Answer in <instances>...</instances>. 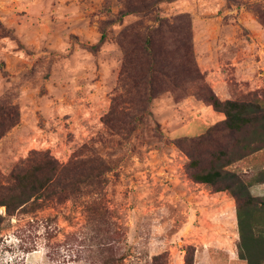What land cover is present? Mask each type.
Wrapping results in <instances>:
<instances>
[{"label":"rangeland","instance_id":"obj_1","mask_svg":"<svg viewBox=\"0 0 264 264\" xmlns=\"http://www.w3.org/2000/svg\"><path fill=\"white\" fill-rule=\"evenodd\" d=\"M125 1L140 2L0 0V103L19 112L0 138V182H10L34 152L61 165L100 158L108 168L99 188L39 198L12 215L0 206V264H153L159 254L157 264H185L187 253L193 264H247L237 254L231 196L187 173L189 153L204 160L201 132L218 112L196 84L160 93L143 112L126 108L121 94L129 79L116 38L142 17L124 16L99 43L101 24L116 19ZM159 7L171 21L187 15L174 26L190 23L204 79L195 83L221 99H264V0H171ZM171 38L178 32L164 34ZM263 163L261 151L231 167L250 175Z\"/></svg>","mask_w":264,"mask_h":264},{"label":"trees","instance_id":"obj_2","mask_svg":"<svg viewBox=\"0 0 264 264\" xmlns=\"http://www.w3.org/2000/svg\"><path fill=\"white\" fill-rule=\"evenodd\" d=\"M170 1L140 0L138 5L125 1L116 19L101 24L99 43L106 39L110 25L126 15H140L142 20L125 26L116 38L124 55L123 74L129 79L121 94L126 99V108L143 112L160 93L196 84L194 89L202 100L214 111L223 113V118L201 132L207 144L204 160H209L204 164V160L189 153L187 173L193 182L208 185L214 191H226L231 196L239 233L238 257L247 264H264V196L250 192L252 184L264 182V167L250 175L231 167L237 161L264 152V99H221L205 83H195L204 79L193 58L190 23L184 20L178 30L174 26L175 19H185L187 15L181 13L171 21L159 14L160 3ZM174 32H178L177 39H163L164 34ZM121 96L115 97L113 104ZM18 120L19 112L14 104L0 103V138ZM107 171L100 158L75 159L61 165L47 153L34 152L13 169L10 182H0V206L12 215L39 198L65 197L80 192L82 186L99 188ZM90 210L96 213L95 207ZM163 257V254L155 255L153 264ZM185 264H193L192 255L186 254Z\"/></svg>","mask_w":264,"mask_h":264},{"label":"crops","instance_id":"obj_3","mask_svg":"<svg viewBox=\"0 0 264 264\" xmlns=\"http://www.w3.org/2000/svg\"><path fill=\"white\" fill-rule=\"evenodd\" d=\"M218 116H219V118L221 119V118H223L224 117V115H223V113H221V112H218ZM205 128V127H204ZM264 167V163L263 164H261L260 165V167L259 168H263ZM245 174H248L247 172V170L246 169H244V171H243ZM202 184V183H201ZM250 192H251V194L252 195H254V196H264V182H256V183H254V184H252L251 186H250ZM216 193H223V194H227V192L226 191H219V192H216ZM232 199V198H231ZM233 200V199H232ZM234 201V200H233Z\"/></svg>","mask_w":264,"mask_h":264}]
</instances>
